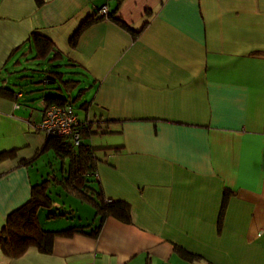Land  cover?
I'll use <instances>...</instances> for the list:
<instances>
[{
    "label": "crops",
    "instance_id": "1",
    "mask_svg": "<svg viewBox=\"0 0 264 264\" xmlns=\"http://www.w3.org/2000/svg\"><path fill=\"white\" fill-rule=\"evenodd\" d=\"M52 46L88 96L78 118L98 131L90 184L127 204L128 217L107 216L96 235L57 236L49 253L0 248V264H264V0H0V119L11 114L24 134L47 87L16 78L53 62ZM19 147L0 157V228L33 183L61 174L51 158L41 177L26 154L16 165ZM65 194L77 220H93L92 201Z\"/></svg>",
    "mask_w": 264,
    "mask_h": 264
},
{
    "label": "trees",
    "instance_id": "2",
    "mask_svg": "<svg viewBox=\"0 0 264 264\" xmlns=\"http://www.w3.org/2000/svg\"><path fill=\"white\" fill-rule=\"evenodd\" d=\"M100 15L103 16L104 14ZM89 22L90 20L87 19L83 22L81 28ZM81 28L76 31L75 36L80 33ZM38 40V53L42 56L49 54L50 49L47 40L42 38H38ZM52 51H54V54H50L48 60L53 62L43 68L46 75L42 77V81L45 84H54L52 87L56 92H44L42 96L44 98L43 101L47 102V105L51 103L64 104L66 101L72 103V100H69V98L72 96L70 92L73 89H69L68 86L79 87L76 97L79 96L82 99L83 95L81 92L84 87L78 86L77 82H79V78L71 75L63 76L66 72L61 69L62 63L55 58L57 54H61L60 50L52 46ZM67 73H75V70L67 71ZM22 76H27V74H18L17 78H23ZM65 91L67 94L64 93ZM87 102V99L82 101L79 107L84 106ZM83 127L84 137L82 136L83 138L80 139L78 144H73L66 137L46 135V142L43 148L54 149L56 152L55 156L61 160V163L57 167L61 171V174L56 176L51 171V175H53L51 179L44 177L42 180L33 183L28 200L7 215L3 226L0 228V248L7 257L19 256L29 246H36L40 251L49 253L52 250L53 241L57 236L65 237L76 233L96 235L107 216L122 215L125 218L128 217L129 207L127 204H123L120 201H106L102 193L90 184L91 175L96 169L97 154L89 142V137L98 131L91 128L89 124L83 123ZM113 131L112 129H107V131L101 132L113 133ZM3 156L5 154L0 155V157ZM29 160L25 159L21 162L26 164ZM54 185H59L65 193H73L82 199L92 201L96 208L93 220L82 222L80 221L81 219H76L58 229L43 228L39 216L41 211L45 210L44 208L50 209L53 206L51 186ZM94 193L97 195L96 197ZM229 193L228 190L224 191L223 204ZM54 215V212L49 211L47 218H52ZM56 215L55 217H57ZM74 217L70 216L68 218L74 220ZM175 249L184 258L193 259L198 257V255L188 252L180 245H175Z\"/></svg>",
    "mask_w": 264,
    "mask_h": 264
},
{
    "label": "rangeland",
    "instance_id": "3",
    "mask_svg": "<svg viewBox=\"0 0 264 264\" xmlns=\"http://www.w3.org/2000/svg\"><path fill=\"white\" fill-rule=\"evenodd\" d=\"M49 61V60H48ZM40 64L36 65V64H30V66L27 67V69H20L19 74H27L28 77H24V81H20L19 78H16V82H20V83H26L27 81H37L38 84H40L41 86H43V88L47 87L46 89H43L44 92H49V93H55L56 90L53 89V85L54 84H45L42 81V77L44 75H46V72L43 70L42 67L39 66ZM29 85H33L32 83ZM83 86V85H81ZM17 89H20L19 86H15ZM69 89H72V86H68ZM78 88L79 87H75L71 92L70 95L71 98H69V100H72V103L70 104V106L73 105V109L76 113H78L80 115V104L82 103V101L86 100L85 98L88 97H84V98H80L79 96H77L78 94ZM64 93L67 94V92L65 91ZM55 95V94H54ZM76 97V98H75ZM64 104H69L67 102H65ZM49 106V105H48ZM48 108L47 105L44 107V110ZM82 111V110H81ZM11 113V112H10ZM28 113H30V111L26 112V114L28 115ZM16 115H20V111H15ZM6 115V117H2L0 119V155L2 156L3 154H5V158L13 155V153L15 152V149L10 150L11 145L13 143L18 144L20 147L16 149V151L19 153L18 157L16 158V165L18 163V161H20V159L25 155L27 157H30V160L28 161V165L29 168L31 170L32 174H37L39 177L42 176V173L44 171V169L46 168L47 165H49V159L51 158V160L54 162H56V168L58 167V165L61 163L60 158H55L54 156L56 155V152L54 151L53 148H43L44 147V141L46 138L47 133L45 131H41V130H35V129H30L29 133L24 134L23 130H25V128H20L18 129V127L16 126V123L9 121L10 116ZM33 115H35V112H33ZM80 123H79V127L78 129L80 130V138L84 137V127H83V123L82 120L80 119ZM25 135L28 138H31L33 140L32 144L29 145H24V140L23 138H26ZM83 136V137H82ZM62 137H66V138H71L70 136H62ZM29 155V156H28ZM54 157V158H53ZM22 165V164H20ZM26 165H23L22 167H25ZM61 187L60 186H51V196L53 198V206L50 209L44 208L45 210L41 211V214L43 213V216L40 219V222L42 223V227L43 228H49V227H57L58 225L61 224L60 220H62L63 218H67L70 219L68 217L70 216H75L74 220L76 219V214L73 213L69 207L66 206V202L67 200H69V198H73L70 197L65 194L64 191H61ZM22 192H16L15 194H13L11 196V200L16 199ZM7 202V196L5 195V203ZM64 203V204H62ZM69 204V202H68ZM80 208V205L78 206ZM84 209L86 208H82V210L84 211ZM52 211V213L54 212V214L57 216L52 217L47 219L48 217V212ZM65 211V213H63ZM61 215V216H60Z\"/></svg>",
    "mask_w": 264,
    "mask_h": 264
},
{
    "label": "built area",
    "instance_id": "4",
    "mask_svg": "<svg viewBox=\"0 0 264 264\" xmlns=\"http://www.w3.org/2000/svg\"><path fill=\"white\" fill-rule=\"evenodd\" d=\"M100 14L106 15L108 7L106 5L99 9ZM42 113L41 119L34 125V129L45 131L47 134L55 136H70L69 140L73 144L80 141L81 122L76 112L70 104L51 103Z\"/></svg>",
    "mask_w": 264,
    "mask_h": 264
}]
</instances>
